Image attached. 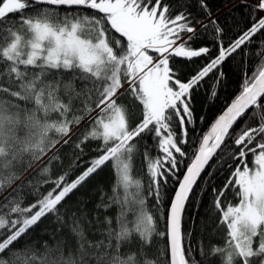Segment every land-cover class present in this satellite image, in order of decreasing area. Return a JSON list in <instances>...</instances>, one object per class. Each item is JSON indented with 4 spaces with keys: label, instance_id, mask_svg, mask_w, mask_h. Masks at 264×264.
Segmentation results:
<instances>
[{
    "label": "snow or ice",
    "instance_id": "1",
    "mask_svg": "<svg viewBox=\"0 0 264 264\" xmlns=\"http://www.w3.org/2000/svg\"><path fill=\"white\" fill-rule=\"evenodd\" d=\"M240 4L243 28L222 23L209 0H0V264H264V0ZM205 38L211 46H194ZM198 58L185 77L182 62ZM226 65L240 88L211 120L197 116L194 96L203 89L211 111ZM82 122L75 159L55 173L57 146ZM109 163L112 195L96 207L120 211L94 242L87 214L65 202ZM209 186L214 214L201 233L190 217L186 231L188 203ZM165 201L160 231L152 209ZM46 218L53 238L70 220L69 235L28 244ZM204 232L219 242L206 247ZM156 237L163 251H151Z\"/></svg>",
    "mask_w": 264,
    "mask_h": 264
},
{
    "label": "trees",
    "instance_id": "2",
    "mask_svg": "<svg viewBox=\"0 0 264 264\" xmlns=\"http://www.w3.org/2000/svg\"><path fill=\"white\" fill-rule=\"evenodd\" d=\"M209 6L213 10V14L219 16L222 23H228L229 21L238 22L240 27L243 28L248 23L247 12L243 9L240 4V0H209ZM206 22V21H205ZM207 44L211 46V41L205 38L202 41H199L194 46H200ZM253 48L256 46L253 45ZM239 60V57H237ZM184 67V75L185 77L191 75L197 67L204 63V58H198L192 62L183 61ZM234 63V62H230ZM255 63V61H252ZM226 72L228 73V79L226 81V85H222L219 89L220 98L217 103L213 106L211 111H209L205 107L204 101V90L202 89L198 95L194 96V106L196 110L197 116L205 115L208 120H211L212 117L223 107L225 103H227L230 98L238 91L240 88V78L239 76L229 69V66L225 67ZM211 83V80L205 82V88ZM80 107L79 103L76 104L73 109V113L76 112V109ZM72 113L69 114V118H71ZM57 114L53 113L49 116V119H57ZM207 127V125H205ZM85 131L84 124L79 127H72V141L67 145H58L59 155L63 160V164L58 165L54 168L55 173H59L62 170H67L69 165L75 159V153L78 151L75 149L74 145L76 140L80 137V135ZM24 130L21 129L20 134L23 135ZM51 137L56 138V133L51 132L49 134ZM151 143V141H150ZM95 147V142H92L85 148L86 155L88 157H92L97 155V153L93 150ZM154 154V149H153ZM142 156L137 157L135 161V169L139 171L143 166ZM22 178L25 179V183L27 182L28 177H30L33 173L31 170L29 172L20 173ZM228 174V169L225 168L223 173H217L214 183L219 186L223 183L224 176ZM144 183L145 187L147 186V178L146 174L144 175ZM116 177L114 176L111 163L108 166L104 167L96 174H94L91 178H89L83 186H81L77 191L71 194L65 202V207L69 210H78L87 214V218L82 220V224L86 229V235L89 240L99 241L104 238L103 229L106 227L104 224L105 216L110 217L113 220V226H115L116 217L120 211L119 205L113 204L110 208L105 211L103 208L97 209L96 205L101 203V192L106 193L104 203L107 202V196L112 195V187L114 185ZM203 186V185H201ZM199 190L192 196L191 201L188 203L185 213H184V228L185 230H189L191 228V220L190 217L196 216L197 222V233H201V225H203L208 216L214 214V209L210 212V206L213 198V193L211 191V186H209L208 190L203 192L202 199L198 200L200 196ZM172 196V185H169V197ZM231 198V195L230 197ZM33 198H29L28 203L31 202ZM168 201H165L164 205H161L159 211L152 209L155 211V214L158 218V228L160 231L165 230V213L167 211ZM151 207V204H149ZM198 213V215H197ZM97 219L100 223H97ZM89 221H91V225H89ZM71 221L67 220L65 226L62 231L56 233L53 238L50 234L57 228V225L53 223L51 218H46L36 229V231L32 234L31 238L27 240L28 244H32L35 241L43 242L48 241L50 244H55L57 240H60L62 237H67L70 233ZM204 240L205 246L207 247V243L209 239L214 242H219L218 237L215 234H210V232H204ZM196 238L194 237V240ZM24 244V239L22 238L20 245ZM165 241L160 237H156L154 240V247L151 251L156 252L157 250L163 251L165 249ZM160 264H165V258L159 257Z\"/></svg>",
    "mask_w": 264,
    "mask_h": 264
}]
</instances>
